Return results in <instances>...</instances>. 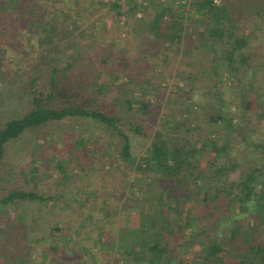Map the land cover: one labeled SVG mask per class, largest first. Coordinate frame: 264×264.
<instances>
[{"label":"rangeland","instance_id":"374dc122","mask_svg":"<svg viewBox=\"0 0 264 264\" xmlns=\"http://www.w3.org/2000/svg\"><path fill=\"white\" fill-rule=\"evenodd\" d=\"M53 1V6L64 12V16L57 14L60 27L56 32H50L46 26L52 15H43L45 7L49 12L52 10L51 0H31L26 8L33 9L35 3L40 4V8L33 11L23 7V0H0V127L30 109L32 88L48 93L50 71L54 67L63 70L69 62L74 63L72 69L76 67L80 77L73 81L72 75H68L67 81L60 83L68 96L57 93L51 105L76 103L123 116L127 114L124 108L128 96L113 89L112 82L123 88L127 78L121 70L138 66L132 68L133 77L140 83L143 75H148L144 79L147 84L142 85L141 90L148 92L150 110L158 106V115L150 111L146 118L159 121V116L168 113L175 122H182L189 115L192 123L187 133L198 139L211 129L207 126L210 113L220 108L225 116L233 118L235 125L244 127L247 141L234 139L236 160L258 158L260 149L256 145L264 144V10L261 9L264 0H230L241 7L238 32L245 35L252 57L242 86L227 79L221 83L222 103L212 89L204 88L206 83L198 76L199 70L204 68L205 59L200 54L206 55L205 49L185 53V48L196 47L185 36L173 43L166 37L162 47L154 45L153 39L146 40L148 24L159 3L172 4L174 8L163 18L161 32L183 35L186 28L198 32L192 6L188 5L191 0ZM247 1H251L250 6H245ZM134 2L138 7L132 11L128 8ZM112 4L120 8H111ZM179 10L183 17L176 16ZM256 12L259 14L255 16ZM9 17L13 21L2 28ZM80 79L85 83L79 87ZM94 80L106 84L105 92L86 87ZM245 101L250 103L248 108L244 107ZM220 134L224 140L241 137L229 129H221ZM149 140L131 135V154L135 160L146 152ZM113 144L114 137H110L107 128L80 118L48 123L7 144L0 196L19 188L51 196V199L45 203L25 201L16 202L14 206L0 205V264H82L78 257L83 253L76 255L75 243L83 237L87 238L83 240L84 245H95L91 248L99 261L102 249L99 243L94 244L98 236L101 242L105 241L113 232L110 225L138 224L143 211L149 209L147 203L136 200V196L146 195L149 189L134 172L135 161L123 162L115 154ZM90 150L97 153H93L92 159L79 158ZM87 160L93 164L88 165ZM59 161L65 162L67 179L56 169ZM34 166L39 167L36 180L24 184L29 177L27 170ZM21 169L24 174L20 173ZM139 187H142L141 192ZM148 231L154 229L147 230L145 236ZM258 235L264 237L263 226ZM112 259L115 262V258ZM99 263L111 264L112 261Z\"/></svg>","mask_w":264,"mask_h":264},{"label":"trees","instance_id":"16d2710c","mask_svg":"<svg viewBox=\"0 0 264 264\" xmlns=\"http://www.w3.org/2000/svg\"><path fill=\"white\" fill-rule=\"evenodd\" d=\"M30 1L23 0V7L26 8L25 5ZM51 4L52 10L49 12L45 7L43 15H52L51 22H47L46 26L50 32H56L60 27L57 14L64 16V12H59L53 6V0ZM112 5L111 8H120L116 4ZM191 6L192 14L196 15L198 33L206 28V36L199 37L198 46H193L195 52L199 45L207 46L206 55L200 54L205 59V64L198 76L203 77L202 80L206 83L204 88L212 89L222 103L221 83L227 79L236 86H242L251 64L252 53L248 50V41L244 34L238 32V13L241 7L230 0H221V3H217V0H193ZM137 7L133 3L128 9L133 11ZM261 7L264 10V3ZM36 8H40V4L35 3L33 9H26L33 11ZM173 10L172 4L156 5L148 24L149 36L146 40L153 39L152 42L157 47H162L166 37L171 43L180 40L178 33L161 32L163 18ZM257 14L259 13L256 12L255 16ZM183 15L176 14L179 18ZM5 20L2 28L13 21L12 17ZM102 65V62L99 63L100 67ZM67 66V70L54 67L50 71V91L45 94L32 88L29 91L30 109L20 117L7 120L0 127V189L3 181L2 163L7 157L6 147L9 142L48 123L70 118L86 119L110 131V137H114L113 146L117 157L125 163L135 161L134 172L149 189L146 195L136 196V200L147 203L149 209L143 211L138 221L141 230L154 229L145 236L150 245L146 248L147 254L152 257L148 264H264V237L258 235L262 226L264 227V144L256 145L260 149L257 159L236 160L234 139L247 141L244 127L235 125L233 118L225 116L220 108L208 116L207 126L211 129L202 138H198L200 141L187 133L190 130L189 124L192 123L189 115L182 122H175L173 115L168 113L159 116V121L146 118L150 111H155V115H158V106L150 110L151 102L146 96L148 92L146 89L141 90V86L147 84L144 79L148 75L144 74L140 83L133 77V69L138 66L132 67V70H121L122 75L127 78L123 88H118V84L112 82L113 89H117L119 93L125 92L128 96L124 108L127 114L123 116L76 103L52 106L51 101L57 93L68 96L60 83L67 81L68 75H72L73 81L80 77L77 68L72 69L73 62L67 63ZM84 83V79H80L78 86H83ZM105 85L94 80L86 87H94L103 93ZM134 85L135 89H132ZM174 103L180 104L176 101ZM249 105L248 101L244 102L245 108ZM221 129H229L241 137L234 136L233 139L224 140V136L220 134ZM131 135L150 139L146 152L136 160L131 154ZM78 141L82 145L83 140ZM93 153L96 152L90 150L79 158L92 159ZM64 163L59 161L55 166L58 172L63 173V179H67ZM87 164L93 162L87 160ZM21 172L25 173L23 169ZM38 174V166L28 169L29 177L24 184L35 181ZM138 190L141 192L142 187ZM49 199L51 196L13 188L0 196V205L14 206L16 202L25 201L45 203ZM160 223L162 225L158 229ZM131 236L132 233L127 232L126 237ZM144 251L140 252L139 257L148 256ZM123 254L130 256L132 253L123 250Z\"/></svg>","mask_w":264,"mask_h":264},{"label":"crops","instance_id":"0c3cea01","mask_svg":"<svg viewBox=\"0 0 264 264\" xmlns=\"http://www.w3.org/2000/svg\"><path fill=\"white\" fill-rule=\"evenodd\" d=\"M192 1L193 0L188 2L189 6H191ZM245 3H246L245 6L251 5V1H247ZM164 4H167V3H164ZM177 12L183 13V12H181V10H179ZM195 17H196V15H195ZM186 30L187 31H185L183 33V35L178 33L180 36V37L178 36V38L181 39V38H184V36H185L186 40H189V42L192 45H198V38L199 37L202 38V37L206 36V33H205L206 28L205 27H204L202 33L200 32V34L198 33L199 31L197 32L194 29H193V32L190 28H186ZM202 48L205 49L204 53L206 54L207 46H204L203 44L199 45V47L197 48L198 52ZM194 50H195L194 47L192 49H190V48L184 49L185 53H187V54H194L195 53ZM187 56L189 57V55H187ZM122 208L125 209L124 207H122ZM123 209H121V210H123ZM123 211H125V210H123ZM104 224H106V223H104ZM161 225H162V223L158 224V226H157L158 229H160ZM110 226H113V228H112L113 232H111L108 235V237L105 241L101 242L99 236L94 240V244L99 243L98 246H101V249H102V250H100L99 261L95 259L94 255H93L94 252H92L93 248H91V247H93L95 245H93L92 243L91 244L86 243L85 245L83 244V240H86L87 238L85 239L83 237L82 240L77 241L75 243L76 244V246H75L76 247V250H75L76 255L80 251H82L81 253H83V255L78 257L80 260V263H82V264H96V263L102 264L99 262H101V261L104 262L105 260H109V259H111V261H112L111 264H117V262H119V261L121 262V264H148L150 262L152 257L147 254L148 251L146 249L150 245L148 244L147 239L144 235V233L147 231V229L141 230V227L139 226V224L134 225L133 222H131V223L129 222L128 224L120 223V224H115V226L114 225H110ZM128 229L130 230L129 232L132 233V236L129 238L126 237L127 232H125V234L121 233V231H124V230L127 231ZM151 230H153V229H151ZM135 232H137V233H135ZM133 233H134V235H133ZM85 237H88V236H85ZM83 247H87V248L85 250H83ZM123 250H126V252H128V253L130 252L132 254L130 256H124V254L122 255ZM143 250L146 251V256L148 255L146 258L142 257V256L139 257L141 254L140 252H142ZM113 257L115 258V262H113V259H112ZM90 259H92V260H90ZM118 259H119V261H118ZM107 262L108 261H106L105 263H107ZM105 263H103V264H105Z\"/></svg>","mask_w":264,"mask_h":264}]
</instances>
